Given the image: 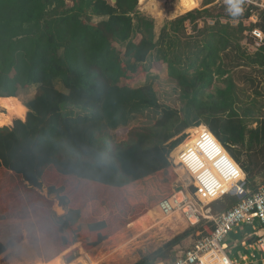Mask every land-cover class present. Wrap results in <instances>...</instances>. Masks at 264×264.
Listing matches in <instances>:
<instances>
[{"label":"trees","instance_id":"obj_1","mask_svg":"<svg viewBox=\"0 0 264 264\" xmlns=\"http://www.w3.org/2000/svg\"><path fill=\"white\" fill-rule=\"evenodd\" d=\"M216 1L156 34L139 0H0V107L18 106L0 113L1 262L21 242L36 264H70L97 247L171 196L170 153L193 150L206 129L241 169L248 196L263 184L264 8ZM254 30L263 39L250 53ZM152 70L175 86L179 106L160 101L154 82L140 84ZM239 201L225 194L216 205ZM213 229L202 220L135 264H170L181 241Z\"/></svg>","mask_w":264,"mask_h":264},{"label":"built area","instance_id":"obj_2","mask_svg":"<svg viewBox=\"0 0 264 264\" xmlns=\"http://www.w3.org/2000/svg\"><path fill=\"white\" fill-rule=\"evenodd\" d=\"M252 35L258 47L263 35L258 30L252 31ZM172 154L170 161L179 179L171 196L158 203V212L164 217L182 213L191 226L202 220L210 221L214 229L170 264H217L215 256L222 253L228 235L255 219L263 232L257 246L264 253V183L252 195L244 197V179L238 178L241 169L211 133L201 135L193 150H182L177 158ZM192 188L195 190L190 194ZM225 194L241 195L243 199L232 209L214 216L205 199L211 201Z\"/></svg>","mask_w":264,"mask_h":264},{"label":"rangeland","instance_id":"obj_3","mask_svg":"<svg viewBox=\"0 0 264 264\" xmlns=\"http://www.w3.org/2000/svg\"><path fill=\"white\" fill-rule=\"evenodd\" d=\"M261 1L262 0H246L248 4H253V3L261 4L262 3ZM216 2L227 4L230 6L233 0H217ZM202 3L203 0L199 2V8L197 9H202ZM195 7H197L196 0H162V1L139 0V10L141 13L145 14L146 16L153 18L155 23L156 34L159 33L160 28L166 21L174 19L175 17L180 16L182 14H185L189 10H193V8ZM100 20L101 19L99 18H95L94 22H99ZM223 22H226V20L223 19ZM249 22H256V17L255 16L251 17L249 19ZM232 23L234 24L235 22ZM188 32H190L189 28H188ZM255 47H256L255 45L253 46L247 45L246 48L248 52L252 53ZM150 63H151L150 60H148L144 64L146 69L149 68ZM155 72L154 70L150 71L146 81L143 80L140 82V84L147 82L148 83L154 82L160 101L168 103L173 107L179 106V102L177 101L178 92L176 91L177 89H175V86L164 81L165 78H163L162 76L164 75L163 72L162 73H155ZM55 87L59 91H64L59 81H55ZM35 89L36 87H32L26 91H20L18 95L19 102L21 104L28 102L34 96ZM15 106L16 108L18 107L17 104H15ZM64 110L66 114L68 113V114L78 115L84 113L80 111V109L78 108L67 107L64 108ZM10 111L4 109L3 106L2 108L0 107V113H3L5 116L9 115ZM144 119H146V115L142 116L139 120L142 121ZM195 129L196 128L187 129L184 133L188 134L190 138L191 135H193V130ZM173 173L176 175V180L179 179V176L175 172L174 168H173ZM242 178L244 179V177ZM260 179L261 177L256 178L255 182L259 181L261 184L264 183V179L262 180V182L260 181ZM176 180L173 182L171 186V191L176 190L175 189ZM189 192L190 194H192L191 190H189ZM43 193L46 195L45 189ZM52 197L55 198L54 196ZM205 200L207 201V199ZM57 203L58 201L55 200L54 204ZM156 207L157 206L151 208L148 212H146L145 214L139 216L137 219L134 220L137 221L139 218L149 213V216L151 215V218L155 219L154 222L158 223L155 227H152L151 229L148 230H143V228H140L141 229L140 230L134 228H127L128 226L127 225L123 229L113 234L112 235L113 237L111 236L112 238H107L97 247L92 248L80 254V256H78V258H76L70 264L77 263V261H82V260L83 263H86L87 256L90 257L91 260L97 264H134V262L139 261L143 256L151 254L153 251L161 247L164 243L173 239L174 237L181 234L185 230L191 228V225L187 222L188 219L187 220L185 219L186 216L184 214L175 213L173 215L164 217L158 212ZM63 209L66 214V209L64 207ZM51 211L53 213L54 218H58L55 212H53V206L51 208ZM150 212L152 214H150ZM151 225L152 222H150L148 227H150ZM196 235H197L196 233L190 234L187 238L181 241L180 245L173 249L171 253L172 259L174 258V256L177 257L180 254L182 255L189 247H191L194 241L197 239ZM101 255H105V257H99ZM98 257L100 259H97ZM164 263L167 264L166 262Z\"/></svg>","mask_w":264,"mask_h":264},{"label":"crops","instance_id":"obj_4","mask_svg":"<svg viewBox=\"0 0 264 264\" xmlns=\"http://www.w3.org/2000/svg\"><path fill=\"white\" fill-rule=\"evenodd\" d=\"M196 1H197V7L193 9L199 8V2H201V0H196ZM261 2H262L261 4H258V3H253V4L261 8H264V0H262ZM15 109L17 108L15 104L13 103V108L11 109L10 113ZM196 141L197 140H192V143L195 145ZM240 174L241 172H239V175H238L239 179L244 177L243 173L241 174V176ZM248 194H249V191L244 190V197L245 196L247 197ZM229 195L236 196L240 201L243 199V196L241 195H233V194H229ZM223 196L224 195H221L217 197L216 199H213L211 201H206L209 203L210 206H212L213 204V206L210 207V209L214 216H218L227 211V210H224V211L218 210V205H216V203L220 201ZM154 221L155 219H153L152 225L150 227L148 226H147L148 228L146 227L147 230L151 229L152 227H155L158 224V223H155ZM259 225H260L259 222L255 219L252 222V224H243L239 226L238 228H236L235 230H233L231 234L228 235V237L225 239L222 245V253L215 256V260H216L215 262L217 264H224V263L226 264H264V253H262V251L257 246V242L259 238L261 237V235L263 234L262 229ZM137 229H140V228H137ZM146 229H143V230H146ZM112 237H109V238H112ZM15 248H18V249L15 250ZM15 248L11 249L10 251L11 253L9 257L3 262L0 261V264H36L37 263V256L34 250L32 249V247L27 242H21L17 244ZM99 257H105V255H101ZM99 257L97 259H100ZM59 259L62 264H65V262L63 261L61 257ZM222 260L224 262H222ZM137 262H134V264ZM73 264H97V263L93 262L91 258L87 256L86 263H83V260H82V261H77V263H73Z\"/></svg>","mask_w":264,"mask_h":264},{"label":"bare ground","instance_id":"obj_5","mask_svg":"<svg viewBox=\"0 0 264 264\" xmlns=\"http://www.w3.org/2000/svg\"><path fill=\"white\" fill-rule=\"evenodd\" d=\"M153 1V0H151ZM162 1V0H161ZM149 9V8H148ZM178 197H180V194H178ZM150 214H152L150 212ZM149 219V220H148ZM153 219L151 218V215L149 216V213L147 215H145L144 217H141L140 219H138L136 222H133L132 224H130L129 226H127L128 228H143L146 229V227L150 224V222H152ZM148 228V227H147ZM141 230V229H140ZM147 230V229H146Z\"/></svg>","mask_w":264,"mask_h":264},{"label":"water","instance_id":"obj_6","mask_svg":"<svg viewBox=\"0 0 264 264\" xmlns=\"http://www.w3.org/2000/svg\"><path fill=\"white\" fill-rule=\"evenodd\" d=\"M64 1L67 4H69V3H71L72 0H64ZM105 1H107L108 3H112V4L116 3V0H105ZM53 212H55V214L58 217H62L65 215V211H64L63 207L61 205H59L58 203L53 205Z\"/></svg>","mask_w":264,"mask_h":264},{"label":"snow or ice","instance_id":"obj_7","mask_svg":"<svg viewBox=\"0 0 264 264\" xmlns=\"http://www.w3.org/2000/svg\"><path fill=\"white\" fill-rule=\"evenodd\" d=\"M233 7L235 8V11L238 13L240 11L238 4H233Z\"/></svg>","mask_w":264,"mask_h":264},{"label":"clouds","instance_id":"obj_8","mask_svg":"<svg viewBox=\"0 0 264 264\" xmlns=\"http://www.w3.org/2000/svg\"><path fill=\"white\" fill-rule=\"evenodd\" d=\"M240 11H242V9H240ZM206 129V128H205ZM209 133L210 131L208 129H206ZM173 153V151L170 153L169 157L171 156V154ZM170 159V158H169ZM171 162V161H170ZM173 167V166H172Z\"/></svg>","mask_w":264,"mask_h":264}]
</instances>
